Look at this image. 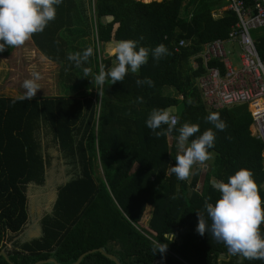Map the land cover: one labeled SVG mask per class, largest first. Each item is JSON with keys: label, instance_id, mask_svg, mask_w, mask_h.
<instances>
[{"label": "trees", "instance_id": "trees-1", "mask_svg": "<svg viewBox=\"0 0 264 264\" xmlns=\"http://www.w3.org/2000/svg\"><path fill=\"white\" fill-rule=\"evenodd\" d=\"M89 2L92 75L101 68L107 71L114 62L110 55L97 60L99 43L142 36L141 46L152 49L164 44L170 55L153 60L149 53L137 73H127L114 84L106 79L102 88L97 87L95 98L90 94L31 100L0 96V250L11 264H34L48 258L57 264H71L80 254L98 248L120 264H153L156 259L163 264H264L230 255L211 233L196 232V212L204 213L205 200L214 203L219 196L210 185L213 178L226 182L236 170L249 169L264 202V142L251 135L247 106L210 110L196 82L205 72L201 58L196 56L204 45L228 37L238 21L235 12L225 8L226 0ZM256 3L263 5L261 0H245L254 12ZM80 11L82 14L76 15ZM83 11L84 0H61L55 19L32 35L47 58L61 65L68 55L66 47L74 52L72 43L77 35L88 32L73 23L87 24ZM218 11L221 14L214 16ZM250 35L264 63V25L254 28ZM179 40L186 45L176 50ZM192 58L196 69L191 66ZM207 65L224 72L219 59L212 58ZM73 68L75 72L82 70L81 66ZM67 75L78 80L74 72L64 69L65 78ZM145 77L152 85L137 86L136 80ZM78 82L85 86L82 80ZM165 88H173L176 95L164 94ZM138 96L143 97V103L133 102ZM154 108L176 115L171 134L156 136L145 126ZM209 112L219 113L226 127L223 131L212 129L216 137L210 150L214 153L212 163L205 165V171L202 166L194 167L186 184L169 170L178 153L177 129L183 123H195L199 132L194 135H199L212 128L204 119ZM166 127L161 125L156 131ZM41 130L50 133L61 157L77 169V174L58 186L51 211L40 219V236L18 242L14 236L28 220L27 186L44 183L49 162L39 138ZM133 165L136 167L131 170ZM99 166L101 174L96 175ZM146 206L151 212L147 226L142 220ZM205 220L210 223L206 213ZM260 228L264 233V223ZM166 231L175 234L172 241L163 254L153 253L152 241L163 242ZM0 264L9 263L0 256ZM78 264L116 263L95 251Z\"/></svg>", "mask_w": 264, "mask_h": 264}, {"label": "clouds", "instance_id": "clouds-1", "mask_svg": "<svg viewBox=\"0 0 264 264\" xmlns=\"http://www.w3.org/2000/svg\"><path fill=\"white\" fill-rule=\"evenodd\" d=\"M61 0H0V52L6 47H20L29 40L34 33L44 30L46 25L55 19L56 7ZM139 39H124L117 41L108 54L114 57L113 65L105 71L103 68L94 76L98 88H102L106 79L112 84L120 82L127 73H137L149 57L159 60L170 55L164 44H158L149 49L140 45ZM93 55L91 47L85 48L80 53H69L67 60L79 67L87 62ZM89 75V69H83V76ZM38 72H32L30 78L22 82L23 93L17 97L19 100H31L40 85ZM92 82V81H91ZM137 86L152 85L151 79L145 77L136 80ZM134 103H143V97H136ZM212 128L205 129L199 135V125L183 123L175 137L178 154L175 164L170 167V172L178 180H186L192 175L194 165L203 164L212 155L211 149L215 145V132L223 131L225 122L219 113L209 112L205 118ZM177 120L168 109H152L145 119V126L154 131L156 136L171 134ZM166 125V129L156 131ZM190 137H193L189 140ZM210 185L219 193L214 203L205 200L204 213L197 214L196 232L200 235L211 233L212 237L223 243L230 255H237L246 260L264 261V233L260 225L264 223V207L251 170L240 168L224 180L211 179ZM205 213L208 221L205 220ZM174 233L166 231L160 240L152 241L153 253L163 254L174 237ZM167 241V243H165Z\"/></svg>", "mask_w": 264, "mask_h": 264}, {"label": "rangeland", "instance_id": "rangeland-1", "mask_svg": "<svg viewBox=\"0 0 264 264\" xmlns=\"http://www.w3.org/2000/svg\"><path fill=\"white\" fill-rule=\"evenodd\" d=\"M143 1V0H141ZM83 10V9H82ZM92 8L89 0H84V16L87 17V24L82 22L76 23L74 26H78L83 31L80 35H77L76 40L73 41L72 45L74 47L73 53H80L85 48H92V25L90 26L89 17ZM75 14V11H74ZM80 11L76 15H81ZM82 21V20H81ZM253 30V29H252ZM250 30V32L252 31ZM32 38V37H31ZM27 40L22 46L16 47L12 54L4 60V64L7 70H4L5 76L4 81L0 78V96L7 97H18L23 93V88L21 87L22 82L25 79L30 78L32 72H38L40 74V80L37 83L40 85V89L37 90L34 97H45V96H59V95H69L85 97L88 94L92 95L95 98L97 95V85L94 82V75H92V56L89 57L87 62L82 63V70H77L75 72V65L73 62L65 59L64 64H58L57 62L50 60L42 53V51L34 44L33 40ZM65 41V40H64ZM114 41H108L106 43H99L96 45L97 60L103 55H109V49L114 45L111 44ZM67 46V45H66ZM227 48L224 46L225 52ZM5 50H9L8 47ZM66 51L72 53L70 50ZM227 59L232 62V57L227 53ZM1 63V60H0ZM114 63V62H113ZM238 64V60L235 61ZM192 65V63H191ZM235 65V64H233ZM2 67V65H0ZM89 69V75L87 77L83 76V68ZM64 69L73 74L77 75L78 80L72 76L67 78L64 76ZM2 75V74H1ZM0 75V77H1ZM64 76V77H63ZM64 78V79H63ZM83 81L85 86L80 84L78 81ZM92 81V82H91ZM75 83V84H74ZM74 84L75 90L64 91V85ZM79 84V85H76ZM72 94V95H71ZM164 94L167 95H176L173 88H165ZM33 97V98H34ZM39 138L41 140V145L44 155L48 159L45 181L42 185L30 184L26 189V198H27V213L28 220L24 228L14 236V240L18 242L28 241L32 238L38 237L41 234L40 228V219L41 217L51 211L52 204L56 197V191L59 185L65 183L67 180L72 178L77 174V169L72 165L66 163L65 159L61 157V154L57 148L56 143L52 140L50 133L45 131H40ZM168 143H171V139L168 138ZM178 154V153H177ZM214 158V153H212L210 159L203 164H197L193 166H202V170H206V166L212 163ZM264 158V151H263ZM206 165V166H205ZM136 165H133L131 170H134ZM192 169V171H193ZM101 174L100 166L96 168V175ZM191 175L185 180L186 184L189 183ZM197 189L200 188V183L197 184ZM151 216L149 206H146L143 212L144 225L147 226L148 219Z\"/></svg>", "mask_w": 264, "mask_h": 264}, {"label": "built area", "instance_id": "built-area-1", "mask_svg": "<svg viewBox=\"0 0 264 264\" xmlns=\"http://www.w3.org/2000/svg\"><path fill=\"white\" fill-rule=\"evenodd\" d=\"M262 1V0H261ZM227 9L235 12L238 21L224 40H215L203 46L196 56L201 58L205 72L196 80L205 106L216 110L243 104L252 118L249 127L251 135L264 142V63L258 57L250 30L264 25V3H256L252 8L245 0H226ZM236 41L241 49L240 65L233 66L227 59L224 43ZM179 40L176 50L185 46ZM219 59L224 65V72L218 67H209L208 61ZM192 68H197L195 58L191 60ZM176 120V115L171 114Z\"/></svg>", "mask_w": 264, "mask_h": 264}, {"label": "crops", "instance_id": "crops-1", "mask_svg": "<svg viewBox=\"0 0 264 264\" xmlns=\"http://www.w3.org/2000/svg\"><path fill=\"white\" fill-rule=\"evenodd\" d=\"M143 1L144 2H148L150 0H143ZM157 1H159V0H157ZM220 14H221V12L218 11V12H216L214 14V16H219ZM31 40H32V38H31ZM115 43L116 42H111V44H115ZM236 43H237L236 41H227V42L224 43V46L227 48L226 50H227L228 55H230V57H232V62L229 59L228 60L230 61V63L232 65L235 64L233 66H239L240 65V55L239 54H240V51L241 50L238 51L236 49V47H235V44ZM15 49H16V47H11L8 50L9 51L8 53L6 52V50H4L3 52H0V60H1L0 65H2V67L0 66V75L2 74L0 78L3 79L2 81L5 80L4 79V76H5L4 75L5 74L4 70H7V68H6L5 64H4V60H6V58L9 57ZM236 60H238V64L235 63ZM63 89H64V91H70V92H72V91L75 90V87L72 84L71 85H69V84L66 85L65 84L64 87H63Z\"/></svg>", "mask_w": 264, "mask_h": 264}, {"label": "water", "instance_id": "water-1", "mask_svg": "<svg viewBox=\"0 0 264 264\" xmlns=\"http://www.w3.org/2000/svg\"><path fill=\"white\" fill-rule=\"evenodd\" d=\"M262 1H263V3H264V0H262ZM235 47H236V49H237L238 51L241 50V49H239L240 47H239L238 43L235 44ZM39 236H40V235H39ZM95 251H98V252H100L101 254H103V255H105V256H107V257L113 259V261H114L116 264H120V263L118 262V260H117L113 255L106 254L101 248L88 250V251H86V252L80 254V255L78 256V258L76 259V261L73 262V263H71V264H78V263L81 261V259H82L85 255L90 254V253L95 252ZM0 256H2V257L7 261V263L11 264V262L8 260L6 254H5V252H4L3 250H0ZM48 262H52L53 264H57L56 261H55L54 259H52V258H48V259H45V260H39V261L35 262L34 264H44V263H48ZM153 264H163V262H162L160 259H156V260L153 262Z\"/></svg>", "mask_w": 264, "mask_h": 264}]
</instances>
